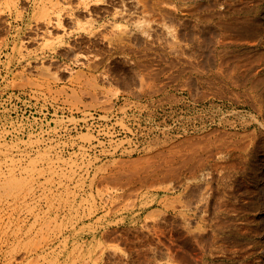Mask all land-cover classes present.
I'll use <instances>...</instances> for the list:
<instances>
[{"label": "rangeland", "instance_id": "1", "mask_svg": "<svg viewBox=\"0 0 264 264\" xmlns=\"http://www.w3.org/2000/svg\"><path fill=\"white\" fill-rule=\"evenodd\" d=\"M183 2L0 0V264H264V0Z\"/></svg>", "mask_w": 264, "mask_h": 264}, {"label": "crops", "instance_id": "2", "mask_svg": "<svg viewBox=\"0 0 264 264\" xmlns=\"http://www.w3.org/2000/svg\"><path fill=\"white\" fill-rule=\"evenodd\" d=\"M167 1L173 2V0H167ZM183 1H184L183 5H185L184 3H187V0H183ZM223 3H224V0H203V6L202 7H204V8H202V11L200 12L201 14L198 15L196 18L202 22L203 28H205V27L224 28V27L240 26V24L242 22L240 7L236 8L235 6H230V5L227 7H224ZM171 7H172L171 5H169L168 7H163L161 4H157L155 1V4L153 6L148 5V6H144L143 8H140V13H142V15H140V16L144 19V21H149V22H152L154 24V28H153L154 33H153L152 39L151 40H149V39L145 40V44L147 45V48L144 49V54H146V55L152 54L153 55V58L155 61V66L157 65L156 60L159 58H162L161 57L162 53H164L165 55L173 53V49L171 48V45H170L171 41H169L166 38H163L162 35H160L161 27L162 26L170 27L173 23L176 22L175 21L176 19H179L180 23L183 22V24H186V22L188 20H190L191 18L192 19L194 18L191 15L189 9H187V10L181 9L182 5L180 3L177 4L178 9H180V10H178L176 12L173 9H171ZM231 11H232V13L230 14ZM205 12H207V13H205ZM172 13L173 14L176 13L175 17L173 16ZM178 13H180V14H178ZM177 15H179V16H177ZM201 15L204 17H202ZM207 16H208V18H207ZM232 16H235L234 19L236 22L234 21ZM186 17H188V18H186ZM198 17L199 18L202 17L201 18L202 20L199 19ZM231 17H232V19H231ZM181 18H184L185 20H183ZM203 18H206V19L203 20ZM222 23H224V24L226 23V24L223 25Z\"/></svg>", "mask_w": 264, "mask_h": 264}, {"label": "bare ground", "instance_id": "3", "mask_svg": "<svg viewBox=\"0 0 264 264\" xmlns=\"http://www.w3.org/2000/svg\"><path fill=\"white\" fill-rule=\"evenodd\" d=\"M177 1H178V0H177ZM181 5H182V4H181ZM174 6H175V5H174ZM213 7H214V6H213ZM175 8H176V7H175ZM177 8H178V7H177ZM179 8H180V7H179ZM202 8H204V7H202ZM183 9H184V8H183ZM192 9L194 10V8H192ZM205 9H206V8H205ZM179 10H180V9H179ZM185 10H186V9H185ZM185 10H184V11H185ZM206 10H207V9H206ZM176 11H177V10L175 9V12H176ZM201 11H202V10H201ZM195 12H196V11H195ZM205 13H207V12H205ZM231 13H232V11L230 12V14H231ZM172 14H173V13H172ZM172 14H171V15H172ZM178 14H180V13H178ZM181 14H182V13H181ZM200 14H201V13H200ZM175 15H176V13L173 14L174 17H175ZM189 15H190V14H189ZM204 15H205V14H204ZM210 15H211V14H210ZM177 16H179V15H177ZM180 16H181V15H180ZM193 16H194V15H193ZM195 16H196V15H195ZM201 16H202V15H201ZM205 16H206V15H205ZM223 16H224V15H223ZM174 17H173V18H174ZM182 17H183V16H182ZM199 17H200V16H199ZM199 17H198V18H199ZM202 17H204V16H202ZM202 17H201V18H202ZM232 17H233V19H234L235 16H232ZM232 17H231V19H232ZM186 18H188V17H186ZM196 18H197V17H196ZM196 18H195V19H196ZM201 18H199V19H201ZM207 18H208V16H207ZM210 18H211V17H210ZM181 19L185 20L184 18H181ZM181 19H180V20H181ZM204 19H206V18H203V20H204ZM176 20L179 21V19H176ZM176 20H175V21H176ZM201 20H202V19H201ZM208 20H209V19H208ZM177 21H176V24H178ZM199 21H200V20H199ZM234 21H235V19H234ZM190 22H191V21H190ZM235 22H236V21H235ZM179 23H180V21H179ZM191 23H193V21H192ZM215 23H216V22H215ZM173 24H175V23H173ZM173 24H172V26H173ZM176 24H175V25H176ZM181 24H183V23H181ZM181 24H179V25H181ZM194 24H195V23H194ZM194 24H193V26H194ZM222 24L225 25L226 23H225V24L222 23ZM184 25H185V24H184ZM195 26H196V25H195ZM208 26H209V25H208ZM215 26H216V25H215ZM175 27H178V26H174V28H175ZM179 27H181V26H179ZM199 27H200V24H199ZM223 27H224V26H223ZM232 27H233V26H232ZM206 28H207V27H206ZM224 28H226V27H224ZM177 29H178V28H177ZM184 29H185V28H184ZM193 29H194V28H193ZM193 29H192V31H193ZM202 29H203V28H202ZM185 30H187V29H185ZM196 30H197V29H196ZM206 30H207V29H206ZM224 30H225V29H224ZM175 31H177V30H175ZM175 31H174V32H175ZM179 31H183V30H181V28H180ZM179 31H177V32H179ZM192 31H191V32H192ZM207 31H208V30H207ZM207 31H206V32H207ZM186 32H187V31H186ZM186 32H185L184 34H186ZM198 32H199V31H198ZM203 32H204V31H203ZM203 32H202V33L200 32L199 34L204 35ZM180 33H181V32H180ZM182 33H183V32H182ZM182 33H181V34H182ZM187 33H188V32H187ZM192 33H193V32H192ZM195 34H197V33L195 32ZM195 34H194V36H195ZM205 34H206V33H205ZM182 35H183V34H182ZM174 36H175V35H174ZM179 36H180V35H178V37H177V34H176V37H177V38H176V37H175V38H176V39H178V38L180 39ZM185 36H186V35H185ZM181 37H182V36H181ZM190 37H191V36H190ZM196 37H197V35L195 36V38H196ZM158 39H159V38H158ZM176 42H177V41H176ZM179 42H180V41H179ZM179 42H178V43H179ZM203 52H206V51H203ZM257 171H258L257 176H256V178H257V184L260 185V188H262L261 190H263V188H264V167H261V168L258 169ZM260 217H261V219H263V218H264V214H262V216H260Z\"/></svg>", "mask_w": 264, "mask_h": 264}]
</instances>
